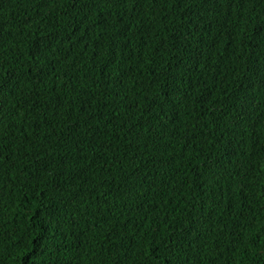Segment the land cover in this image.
Returning <instances> with one entry per match:
<instances>
[{
  "label": "trees",
  "instance_id": "obj_1",
  "mask_svg": "<svg viewBox=\"0 0 264 264\" xmlns=\"http://www.w3.org/2000/svg\"><path fill=\"white\" fill-rule=\"evenodd\" d=\"M9 80L0 264H264V0H0Z\"/></svg>",
  "mask_w": 264,
  "mask_h": 264
},
{
  "label": "snow or ice",
  "instance_id": "obj_2",
  "mask_svg": "<svg viewBox=\"0 0 264 264\" xmlns=\"http://www.w3.org/2000/svg\"><path fill=\"white\" fill-rule=\"evenodd\" d=\"M76 2H80V3L87 5L90 3V0H76ZM124 2L126 3L127 0H124ZM135 2H136V0H133L134 4H135ZM176 2H177V4H179L180 0H176ZM38 3H41L42 6H46L47 0H38ZM81 23H83L82 20H81ZM70 27H73V26L70 25ZM75 35H76V29L73 28V31L69 32L68 35L66 37H64V39H67L68 41H72V37ZM185 39L186 38L183 35H180L177 37V42L181 47L184 46ZM53 42L54 41L45 43L42 41L40 44L36 45V49L33 53L32 59L35 62L33 67H36L38 72L41 69L47 67L46 64L42 63V58L44 57V54L50 49L51 43H53ZM12 86H13L12 80H9L7 83L0 81V100H2V98L4 97L5 91ZM30 259H31V257H28V260H30Z\"/></svg>",
  "mask_w": 264,
  "mask_h": 264
}]
</instances>
